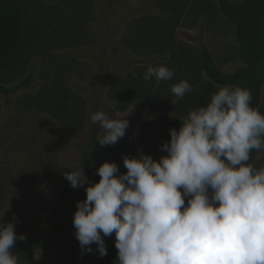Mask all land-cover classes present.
<instances>
[{
    "label": "clouds",
    "instance_id": "9594fccd",
    "mask_svg": "<svg viewBox=\"0 0 264 264\" xmlns=\"http://www.w3.org/2000/svg\"><path fill=\"white\" fill-rule=\"evenodd\" d=\"M174 70L149 66L144 80L169 81ZM183 98L186 80L170 86ZM250 89L224 85L203 106L189 110L161 146L158 160L139 150L97 169L90 182L84 163L62 175L86 196L76 203L72 224L81 251L107 255L105 237L115 234L116 264H264V166L250 163L264 152V113L251 104ZM127 116L91 114L102 130L96 141L111 146L126 135ZM187 200V203L185 201ZM13 222L0 217V264H21L12 251Z\"/></svg>",
    "mask_w": 264,
    "mask_h": 264
},
{
    "label": "rangeland",
    "instance_id": "374dc122",
    "mask_svg": "<svg viewBox=\"0 0 264 264\" xmlns=\"http://www.w3.org/2000/svg\"><path fill=\"white\" fill-rule=\"evenodd\" d=\"M11 1L25 6L24 25L27 27H22L25 41L35 42L29 46L24 42L29 52L35 50L38 40H46L48 33L52 39L75 37L80 23L83 24V15L90 16L89 22L83 24L86 36L91 41L90 46H52L53 41L50 40L46 49L47 46L38 43L40 47L30 59H26L30 55H24L22 61L25 66L21 70L23 74L20 79L5 87L16 86L28 76L31 78L30 84L8 96L0 94V217L5 224L13 222L17 234L23 233L26 237L25 240L17 241L12 249L19 254L21 264H58L57 240L72 224L65 214L48 221L65 186L66 179L62 173L69 171L68 167L73 163H84L85 174L97 181L96 169L102 163L97 158L101 148L96 141L102 130L91 122V114L96 111L111 114L107 93L113 84H128L133 79H140L142 83L149 66L176 63L171 61L170 51L160 55L137 56L123 45L128 38H131L129 44H138L135 37L140 35V30L130 27L135 20L142 17H166L159 9L158 0H89L87 7L84 5L85 0ZM159 2L165 4L164 0ZM213 2L215 4L217 0ZM65 12L70 17L66 15L63 18ZM53 21L56 24L47 33L44 29ZM220 26L218 22L216 27ZM150 34L154 35V32ZM201 44L210 51L214 64L222 73L233 74L243 66L234 56V38L230 34L215 31L203 18L192 28L178 26L172 48L175 56L180 53L179 60L184 59L185 55L181 52L184 49L186 58L189 57L193 65L197 63L193 61L201 52ZM53 56L59 64L67 62L65 65L68 67L71 64L72 72L65 75L63 81L85 104L84 128L75 137L64 134L59 124L46 113L20 106L27 96H34L45 83L41 78L50 64L49 57ZM174 73L171 80L163 81L164 89L178 83L182 70ZM202 76L207 79L203 73ZM159 92L163 94L162 98L156 100L152 107L141 108L134 104L125 112H115L114 117L109 116H127L130 126L124 137L157 160L166 155L159 146L160 142L163 139L170 140L171 128L162 118H181L168 108L175 105L178 98L167 101L164 106L160 100L166 99L167 94L164 90ZM260 93L264 107V83ZM252 159L259 160L260 156L256 155ZM68 206L69 200L65 202L64 209ZM105 243L107 255L117 254L115 234L105 237ZM25 245L32 247L33 251L31 256L23 258ZM92 247L91 264H98L100 256L95 245Z\"/></svg>",
    "mask_w": 264,
    "mask_h": 264
},
{
    "label": "trees",
    "instance_id": "16d2710c",
    "mask_svg": "<svg viewBox=\"0 0 264 264\" xmlns=\"http://www.w3.org/2000/svg\"><path fill=\"white\" fill-rule=\"evenodd\" d=\"M164 1L165 4L161 5L158 0V6L166 17H142L135 20L130 26L131 29L137 28L140 30V35L135 37V41L142 46H150V48L145 49L138 44H129L131 43V38L126 39L127 43L123 42L124 47L137 56L160 55L170 51L171 61L176 64L168 63L160 66H167L174 72L182 70L179 75L181 78L178 82L186 80L192 87L191 92L187 93L183 98H178V102L175 105L168 107L171 112L178 114L181 118H162V121L171 129H179L183 118L189 110L208 103L211 94L218 90L217 87L224 85L250 89L253 95L252 106L264 113V107L260 100L261 87L264 83V0H217L215 4L213 0ZM88 2L89 0H85V7H87ZM18 6L20 5H16L11 0L0 2V94L4 96L13 94L30 84L31 78L28 76L16 86L5 87V85L12 84L17 79H20L23 74L21 70L25 66V62L22 61L24 55H30L26 58L30 59L40 45L43 44V47L47 46V49L50 40L53 41L52 46L55 44L71 47H88L91 45L83 25L89 22L90 16L83 15V24L81 25L80 23L75 37L52 39L48 32L50 29L53 30L52 26L56 24V21H53L51 22L52 24L49 23L44 29L48 33L45 37L46 40H38L35 50L29 52L25 48L24 42L28 46L35 44V42L33 40H31L32 42L25 41V33H23L22 29L24 26L27 27L24 25L25 6H20V8ZM68 10H70V7ZM68 14L65 12L63 18L66 15L69 16ZM201 18L215 31L224 32L227 35L230 34L234 38L236 42V47L234 48L236 54L234 56L243 65L235 73H222L214 64L210 51L203 44H201V52L193 61L197 62L196 64L192 65L190 60H188L189 57L186 58L184 49L181 51L185 55L183 60H179L180 53L177 56L174 55L172 47L174 44V33L178 26L192 28ZM218 22L221 25L220 28L216 27ZM153 28L157 30L154 31ZM151 32H154V35L150 34ZM45 52H48V50H45ZM49 60L48 64H50L47 66L43 78H41L45 83L34 96H27L20 106L46 113L59 124L64 134L69 137H75L84 128L85 104L63 81L64 76L72 72L71 64L69 67L65 65L67 62L59 64L55 56L49 57ZM12 71L14 72L11 73ZM202 73L207 79L203 78ZM162 83L163 81L157 82L153 78L148 81L143 79L142 83L140 79H133L128 84H113L107 93V98L110 101V115L113 116L115 112H125L134 104L139 105L141 108L152 107L156 100L162 98L163 94L159 92L160 90H164L167 94L166 99L160 100L161 105L165 106L167 101L177 98L171 93L170 87L164 89ZM6 103H8V100H6ZM165 142L168 141L163 139L160 142V148ZM99 147L101 149H97L100 152L97 158L99 157L98 159H101L102 163L104 161H115L119 166L120 172L127 171L123 165L122 157L124 155L136 156L140 150L136 144L130 143L126 137L121 138L115 145H99ZM256 155L260 156L259 160L252 159ZM250 163L257 168L264 166V152L253 151ZM86 176L89 177L90 182H96L88 174ZM96 176L98 181L99 176L97 173ZM85 196L86 193L83 187L73 189L66 180L62 194L58 199V205L52 210L48 221L53 220L60 214H65L72 222L76 203L79 200H83ZM67 200H69V206L64 209ZM185 203H187V200ZM74 232L75 229L73 224H71L66 229V233L57 240L58 264H91L93 262L92 255L81 251ZM32 251V247L25 245L23 258L31 256ZM116 259L117 254L106 255L99 257L98 264H116Z\"/></svg>",
    "mask_w": 264,
    "mask_h": 264
}]
</instances>
